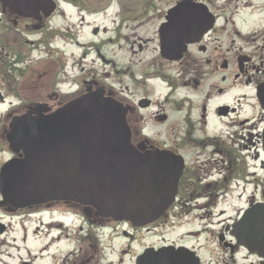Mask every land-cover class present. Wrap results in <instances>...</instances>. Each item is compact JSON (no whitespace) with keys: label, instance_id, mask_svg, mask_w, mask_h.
I'll return each mask as SVG.
<instances>
[{"label":"flooded vegetation","instance_id":"1","mask_svg":"<svg viewBox=\"0 0 264 264\" xmlns=\"http://www.w3.org/2000/svg\"><path fill=\"white\" fill-rule=\"evenodd\" d=\"M96 20L106 26L95 27ZM80 29L91 42L79 41ZM72 31L75 38H67ZM65 48L85 52L80 64L92 56V68L110 71L103 79L81 71L57 80L58 64L47 57ZM105 48H116L119 68L102 55ZM31 53L44 57L31 60ZM96 92L123 110L134 150L165 153L181 168L174 201L154 223L134 228L74 204L16 209L0 194V264L16 257L17 264L45 258L47 264H99L114 237L129 250L139 236L160 238L143 246L133 264L146 250L166 248L174 264H260L232 235L238 217L211 229L220 252L207 259L201 245H188L200 231L171 242L164 235L193 214L194 220L212 215L240 182L242 192L253 187L244 211L264 203V0H0V174L17 158L7 141L14 120L37 109L51 115ZM258 192L263 202L254 199ZM37 216L50 221L40 224L41 244L32 249ZM10 221L19 238L9 239Z\"/></svg>","mask_w":264,"mask_h":264},{"label":"water","instance_id":"2","mask_svg":"<svg viewBox=\"0 0 264 264\" xmlns=\"http://www.w3.org/2000/svg\"><path fill=\"white\" fill-rule=\"evenodd\" d=\"M33 113L10 126L7 141L17 158L1 170L5 203L16 209L74 204L99 218L143 228L174 201L181 168L165 153L134 150L123 110L101 93L83 96L48 116L41 109ZM232 235L264 264V203L244 211ZM172 251L146 250L135 264H174Z\"/></svg>","mask_w":264,"mask_h":264},{"label":"rangeland","instance_id":"3","mask_svg":"<svg viewBox=\"0 0 264 264\" xmlns=\"http://www.w3.org/2000/svg\"><path fill=\"white\" fill-rule=\"evenodd\" d=\"M126 2L133 4L137 0H125ZM73 23V22H72ZM95 27H104L106 24L102 21L96 20L94 22ZM80 32L78 33L79 41L83 44H87L91 42L90 34L88 33L87 29H80ZM75 32H70L66 37L67 38H75L74 36ZM102 34V33H100ZM111 37L109 34L106 35L105 38ZM98 41V39L96 40ZM115 50V51H114ZM114 51V52H113ZM85 54V52H82V50H75L71 48H65L64 50L58 51L57 54L48 55L47 60L49 62H56L58 64L56 74L57 80L59 81H65L70 80L73 76V74L80 76L83 75L81 71L84 72V74H87L89 71H95L97 74V78L103 79L104 74L110 71V68L102 69L100 66L95 65L93 68L91 67L90 60L92 59V56L88 57V60L86 64H80V58L81 55ZM102 55H104L107 59L109 57H112V60L115 62L116 69L119 68L120 64V54L118 51H116V48H113L111 51L110 48H105L102 50ZM44 57V54L38 55V53H31L29 54V58L31 60H37L39 58ZM81 65V66H80ZM89 75V74H88ZM74 79V77H73ZM258 169V168H257ZM246 185L245 183L240 182L238 184V187H234V191L232 194L227 193L224 195L221 203H219L218 208L215 212L211 215L210 213H206L201 220H194L193 217L196 214H193L190 218H188L184 223L183 226L179 229H175L172 232H169L167 235H164V238L166 241H177L181 235H185L188 231H200L201 236L196 240L194 238L191 239V241L188 243V245H201L202 251V259L209 258V253L211 252H220L217 249V243L211 241L210 232L211 229H215V231H218L220 229V226L217 228L214 227L216 223H219L220 221H223V226L226 227L228 225L227 219H235L238 217V219L243 214L242 212L247 208L248 200H251L252 198V185H247L245 188V192H242V187ZM254 199L256 202H263L262 196H260L259 192L256 193L254 196ZM222 212V215H221ZM221 215L220 217L216 216ZM4 219V218H1ZM50 220L47 218H42L41 220L37 217L32 218L31 223V230L34 231L36 227L40 228V232L37 233L36 237L31 238V247L32 249H38L41 244V236L43 235V227H40V224H46ZM66 222L67 220H63ZM4 222H9L8 219H4ZM210 222L213 223V225L210 224ZM208 224V226H206ZM10 226L12 228L11 233L9 234V239L11 238H19L20 232L18 231V226L15 225L12 221H10ZM207 228L208 232L204 233V230ZM54 235V233L52 234ZM120 235V232H118V236ZM158 238H150V237H136V241L132 244H130V249L127 250L126 246L128 245L122 238L120 237H114L107 246V250L105 251L103 255V259L99 261V264H133L134 259L136 256H138L141 253V249L145 245H150L156 242ZM187 241V240H184ZM66 244H63L62 249H66ZM65 248V249H64ZM121 251H126L125 255L122 256L120 254ZM226 253V252H225ZM224 255V254H223ZM239 259V257L237 258ZM122 260V261H120ZM7 261L9 264H13V261L11 260H3ZM14 264H17V257L14 260ZM48 260L47 258L43 259V261L37 260L34 264H47ZM60 264V263H59Z\"/></svg>","mask_w":264,"mask_h":264}]
</instances>
